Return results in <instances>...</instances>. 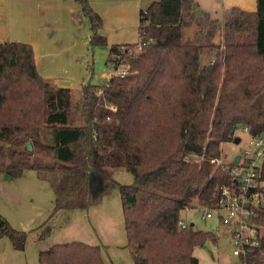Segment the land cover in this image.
<instances>
[{
    "label": "trees",
    "instance_id": "obj_1",
    "mask_svg": "<svg viewBox=\"0 0 264 264\" xmlns=\"http://www.w3.org/2000/svg\"><path fill=\"white\" fill-rule=\"evenodd\" d=\"M74 1L89 22L90 49L107 47L102 18L88 0ZM187 1L140 10V51L138 42L109 46V65L119 58L130 71L81 87L80 126L70 89L52 88L39 75L31 45L0 44V174L14 180L36 171L52 187L53 212L96 206L118 186L134 264H199L194 249L217 238L191 224L180 229V213L193 201L213 206L218 188L231 182L230 163H210L221 144L234 141L238 128L264 133V0L253 12L225 10L221 40L210 30L196 43L182 41ZM37 150L54 162L34 158ZM119 170L131 174V184L111 178ZM251 219L264 226V207ZM49 233L43 229L40 239ZM26 237L0 215V240L23 251ZM37 261L104 264L99 246L78 241L40 251Z\"/></svg>",
    "mask_w": 264,
    "mask_h": 264
},
{
    "label": "crops",
    "instance_id": "obj_2",
    "mask_svg": "<svg viewBox=\"0 0 264 264\" xmlns=\"http://www.w3.org/2000/svg\"><path fill=\"white\" fill-rule=\"evenodd\" d=\"M141 1L88 0L91 8L103 20L100 33L106 38L108 44L106 51L98 49L99 55L106 52V56L103 60L104 65L97 68L95 67L96 53L89 47L91 36L89 22L82 17L80 5L74 0H0V44L5 41L30 44L39 75L52 88L70 89L71 99L74 94L79 97L81 87L86 83L101 86L109 80L111 76L110 65L107 62L109 46L138 42L139 12L143 9ZM148 1L152 3L158 0ZM193 2L197 7V16H204L201 23L203 28L200 31L203 33L205 30L201 35L204 38L203 41L213 25L214 29L219 26V24H214L215 19H209L208 16L219 18L225 10L231 7H238L249 12H253L256 8V0H194ZM217 29L220 31L219 28ZM212 32L213 40L217 33ZM51 161L54 162L53 159ZM116 172L111 175L114 181L129 184L130 181L127 179L124 182L121 181V173ZM114 189L118 192V186ZM105 200L106 197H103L100 204L88 209L78 208L53 212L52 187L36 171L26 170L14 180L0 174V215L13 228L25 231L27 234L23 251L14 250L8 239L2 238L0 259L5 262L10 257L26 254L28 248L35 251L34 255L37 259L40 251L57 244L78 241L99 246L104 264H115L116 261V264H134L127 247L124 227L125 242H116L113 246L115 253H110L114 256L113 262L103 257L104 245L99 244L92 236L93 229L89 224L91 215L95 216L99 232L104 233L103 229L107 226L105 219L111 222L110 217L101 212ZM95 214H100L101 217ZM45 228H49L50 233L41 240V232ZM99 240L104 242L103 238Z\"/></svg>",
    "mask_w": 264,
    "mask_h": 264
},
{
    "label": "rangeland",
    "instance_id": "obj_3",
    "mask_svg": "<svg viewBox=\"0 0 264 264\" xmlns=\"http://www.w3.org/2000/svg\"><path fill=\"white\" fill-rule=\"evenodd\" d=\"M194 0L192 2L188 0L185 4L188 3L186 9L183 11V20H184V30L182 34V41L186 43H196L197 39L200 42H203V36H201L204 32L200 33L201 29L203 28L202 24L198 21V18H202L204 16H197V7L195 6ZM148 0H142L141 6L143 10L150 4ZM141 7V8H142ZM208 11V10H207ZM206 11V12H207ZM200 12V11H199ZM205 12V13H206ZM209 12V11H208ZM200 14V13H199ZM208 14V13H207ZM209 19H216L220 21L219 26L217 28L214 27L212 30L217 33L216 37L213 41H220L221 35L223 34V15L219 18L214 16H208ZM118 28V26H114ZM208 30V27H206ZM205 28V29H206ZM98 49L107 50L106 47H94L92 50L96 53V65L98 66L104 65V56H106V52L104 54L99 55ZM101 57V58H99ZM81 91V90H80ZM73 93V92H72ZM74 94V93H73ZM71 107L74 113V124L76 126L82 125V111H81V92L80 96L76 97L75 94L72 96L71 99ZM235 137L239 139V143L236 144L234 141L229 143H223L220 145V162L222 165L231 164L234 157L241 156L244 149L247 147V143L249 141V135L245 133L242 129L238 128L235 131ZM34 158H37L41 162H52L51 156H46L45 153L40 151L33 152ZM32 153V154H33ZM120 174L121 181L124 180L130 181L129 184L132 183V176L128 172L125 171H117ZM116 172V173H117ZM119 175V174H118ZM117 181V180H116ZM120 184H128V183H121ZM264 185V183H263ZM106 197L105 203L103 204V209L101 208V212L103 215H108L111 219H105L106 227H104L103 232H99V227H97V221L95 220V216L91 215L89 220V224L92 225L93 231L92 236L97 240V242L101 245H104L102 248L103 257L108 260L110 259L113 262V257L110 253H115L113 246L116 242L122 243L125 242L124 234H123V226H122V213H121V203L120 197L117 192V189H111ZM103 199V198H102ZM102 201V200H101ZM101 203V202H100ZM99 203V204H100ZM261 206L264 207V192L262 193V197L260 199ZM200 207L197 206L195 202H192V205L183 210L180 213L179 221L183 222L186 225L192 224L194 230L206 231L213 233L217 238V243L213 244L211 242H206L205 244L198 246L194 249V257L198 260L199 264H240V259L235 257L232 254V245L229 242L228 236L225 233L224 227L218 222L216 216L210 219H202L203 211ZM96 216H100V214H95ZM101 217V216H100ZM107 236L106 238L104 236ZM99 238L103 241H100ZM106 242V243H105ZM121 247V246H120ZM33 251V254L31 255ZM33 249H27L26 254L22 253L20 256L10 257L7 261L3 262L0 259V264H37V259L34 255ZM16 257V258H15ZM115 264L117 263L114 262Z\"/></svg>",
    "mask_w": 264,
    "mask_h": 264
},
{
    "label": "built area",
    "instance_id": "obj_4",
    "mask_svg": "<svg viewBox=\"0 0 264 264\" xmlns=\"http://www.w3.org/2000/svg\"><path fill=\"white\" fill-rule=\"evenodd\" d=\"M141 48L138 42L136 51ZM117 61L119 58L110 64L111 76H126L130 71L129 65ZM242 130L247 133L246 129ZM232 162L229 169L231 182L218 188L217 201L213 206L200 207L202 219L216 216L233 247L232 254L240 259V264H264V226L251 219L254 209L261 206L260 199L264 192V133L249 135L247 147L239 156L238 163L233 165ZM210 163L226 169L219 159H212ZM247 204L248 208H245ZM187 226L178 222L180 229Z\"/></svg>",
    "mask_w": 264,
    "mask_h": 264
},
{
    "label": "water",
    "instance_id": "obj_5",
    "mask_svg": "<svg viewBox=\"0 0 264 264\" xmlns=\"http://www.w3.org/2000/svg\"><path fill=\"white\" fill-rule=\"evenodd\" d=\"M234 143L238 144L239 143V139L238 138H235L234 139ZM27 149L30 151L31 150V146L28 145L27 146ZM238 161H239V156L234 157L233 162H232L233 165H236L238 163ZM245 208H248V204L245 205ZM190 226H192V224Z\"/></svg>",
    "mask_w": 264,
    "mask_h": 264
}]
</instances>
